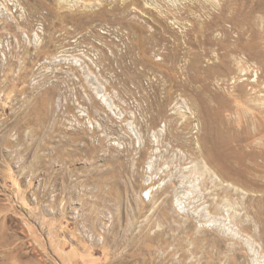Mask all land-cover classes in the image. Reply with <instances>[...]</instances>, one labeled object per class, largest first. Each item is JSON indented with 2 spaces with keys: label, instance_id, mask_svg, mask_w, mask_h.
<instances>
[{
  "label": "rangeland",
  "instance_id": "1",
  "mask_svg": "<svg viewBox=\"0 0 264 264\" xmlns=\"http://www.w3.org/2000/svg\"><path fill=\"white\" fill-rule=\"evenodd\" d=\"M0 264H264V0H0Z\"/></svg>",
  "mask_w": 264,
  "mask_h": 264
}]
</instances>
